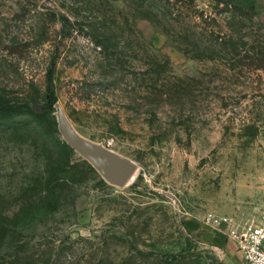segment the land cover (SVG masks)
Returning <instances> with one entry per match:
<instances>
[{
  "label": "rangeland",
  "instance_id": "obj_1",
  "mask_svg": "<svg viewBox=\"0 0 264 264\" xmlns=\"http://www.w3.org/2000/svg\"><path fill=\"white\" fill-rule=\"evenodd\" d=\"M134 1L0 0V102L41 112L54 65L75 130L136 164L120 188L63 171L0 121V264H244L205 220L264 219V0Z\"/></svg>",
  "mask_w": 264,
  "mask_h": 264
},
{
  "label": "trees",
  "instance_id": "obj_2",
  "mask_svg": "<svg viewBox=\"0 0 264 264\" xmlns=\"http://www.w3.org/2000/svg\"><path fill=\"white\" fill-rule=\"evenodd\" d=\"M144 0H135L136 5L142 4ZM218 4H222L233 15H245L247 11L254 8L253 0H214ZM109 40L104 38L97 41V46L101 48L106 54L110 55ZM214 39L211 38V45L214 44ZM215 43L222 52L230 50L231 45L225 40L215 39ZM215 44V45H216ZM250 60L259 63V68H264V59L250 57ZM57 102L56 86L54 83V65L47 70L46 82H45V95L42 111L38 112L34 110L30 103L24 102L20 105L11 104L7 101L0 102V121L3 120V126L7 133L15 131H27L30 127L35 133V136L43 143L45 148H48L51 164H56V167L63 168L66 171V167L75 168L79 166L83 168L89 174H94L93 168L85 161L77 162L75 165H70V161L74 157V152L61 140L56 123L51 122V127L46 124L51 114L55 112L54 105ZM18 117H26L27 120H16ZM31 130V131H32ZM49 165V164H46ZM78 168V167H77ZM55 176L58 174V170L54 168ZM57 178L56 181H58Z\"/></svg>",
  "mask_w": 264,
  "mask_h": 264
},
{
  "label": "water",
  "instance_id": "obj_3",
  "mask_svg": "<svg viewBox=\"0 0 264 264\" xmlns=\"http://www.w3.org/2000/svg\"><path fill=\"white\" fill-rule=\"evenodd\" d=\"M54 108L57 118V130L61 140L87 162L106 183L119 188L125 186L132 178L136 170V164L102 144L81 136L57 102Z\"/></svg>",
  "mask_w": 264,
  "mask_h": 264
},
{
  "label": "built area",
  "instance_id": "obj_4",
  "mask_svg": "<svg viewBox=\"0 0 264 264\" xmlns=\"http://www.w3.org/2000/svg\"><path fill=\"white\" fill-rule=\"evenodd\" d=\"M206 223L225 226L226 236L235 245L244 264H264V219L241 229L235 228L228 218L208 216Z\"/></svg>",
  "mask_w": 264,
  "mask_h": 264
}]
</instances>
